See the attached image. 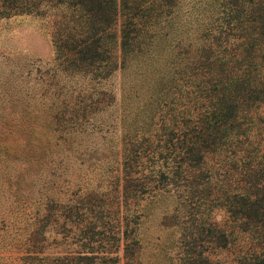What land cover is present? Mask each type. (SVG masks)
<instances>
[{"label":"trees","instance_id":"obj_1","mask_svg":"<svg viewBox=\"0 0 264 264\" xmlns=\"http://www.w3.org/2000/svg\"><path fill=\"white\" fill-rule=\"evenodd\" d=\"M18 14L53 17L62 72H120L118 202L173 191L203 216L201 264H211L205 242L215 264H264V0H0V18ZM102 93L104 111L116 98ZM46 149L0 154V254L8 264L117 262L100 248L103 236L117 240L103 232V201L93 212L51 185L24 193L14 181L13 163H54ZM59 235L80 247L56 250ZM124 254L134 259L131 244Z\"/></svg>","mask_w":264,"mask_h":264},{"label":"rangeland","instance_id":"obj_2","mask_svg":"<svg viewBox=\"0 0 264 264\" xmlns=\"http://www.w3.org/2000/svg\"><path fill=\"white\" fill-rule=\"evenodd\" d=\"M53 25L51 15L0 18V154L28 153L47 141V159H56L49 166L44 157L13 163L8 169L14 181L24 193L51 185L56 197L93 212L96 201H103V232L111 230L117 238L103 236L104 257H117V262L103 259V264H201L194 252L202 251L197 223L203 216L182 204L175 192L145 193L118 202L114 189L121 183V74L92 79L62 72ZM103 88L116 98L104 111ZM19 165L25 168L19 171ZM219 214L210 215L219 219ZM1 238L7 239L4 234ZM58 239L56 250L80 247L81 242L70 244L68 239V244L60 235ZM127 243L136 253L132 260L124 254ZM204 244L203 254L215 264L217 250ZM0 255V264H8Z\"/></svg>","mask_w":264,"mask_h":264}]
</instances>
